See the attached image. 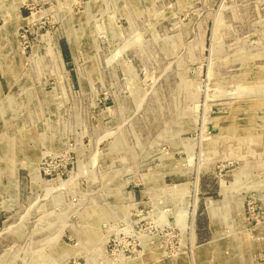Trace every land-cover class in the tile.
<instances>
[{
    "label": "rangeland",
    "instance_id": "1",
    "mask_svg": "<svg viewBox=\"0 0 264 264\" xmlns=\"http://www.w3.org/2000/svg\"><path fill=\"white\" fill-rule=\"evenodd\" d=\"M0 264H264V0H0Z\"/></svg>",
    "mask_w": 264,
    "mask_h": 264
}]
</instances>
